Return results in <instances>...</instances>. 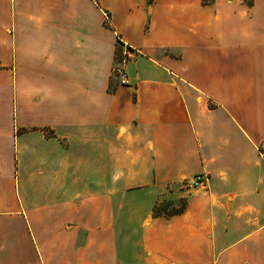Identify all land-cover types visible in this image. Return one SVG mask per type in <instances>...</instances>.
<instances>
[{
    "label": "crops",
    "instance_id": "obj_1",
    "mask_svg": "<svg viewBox=\"0 0 264 264\" xmlns=\"http://www.w3.org/2000/svg\"><path fill=\"white\" fill-rule=\"evenodd\" d=\"M0 264H264V0H0Z\"/></svg>",
    "mask_w": 264,
    "mask_h": 264
},
{
    "label": "built area",
    "instance_id": "obj_2",
    "mask_svg": "<svg viewBox=\"0 0 264 264\" xmlns=\"http://www.w3.org/2000/svg\"><path fill=\"white\" fill-rule=\"evenodd\" d=\"M129 58L130 54L126 52L122 55V58L118 60L113 68L112 77L119 86L129 85L128 77L125 71V65ZM184 184L188 190H195L205 186V181L201 176H195L190 180L184 181Z\"/></svg>",
    "mask_w": 264,
    "mask_h": 264
},
{
    "label": "rangeland",
    "instance_id": "obj_3",
    "mask_svg": "<svg viewBox=\"0 0 264 264\" xmlns=\"http://www.w3.org/2000/svg\"><path fill=\"white\" fill-rule=\"evenodd\" d=\"M188 190L184 182L182 184V190ZM181 205L185 206V199H179L176 204H173L171 201L160 199L156 206V212L160 215H172L174 212L179 211Z\"/></svg>",
    "mask_w": 264,
    "mask_h": 264
},
{
    "label": "trees",
    "instance_id": "obj_4",
    "mask_svg": "<svg viewBox=\"0 0 264 264\" xmlns=\"http://www.w3.org/2000/svg\"><path fill=\"white\" fill-rule=\"evenodd\" d=\"M184 208H185V206H184V205H181V208L179 209V211L174 212V214H172V215H167V216L179 215V214H181V213L183 212ZM159 215H160V214L156 212V206H155L154 209H153V216H159Z\"/></svg>",
    "mask_w": 264,
    "mask_h": 264
}]
</instances>
